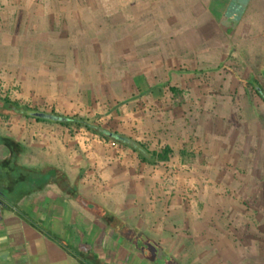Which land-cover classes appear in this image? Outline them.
<instances>
[{"label":"crops","instance_id":"1","mask_svg":"<svg viewBox=\"0 0 264 264\" xmlns=\"http://www.w3.org/2000/svg\"><path fill=\"white\" fill-rule=\"evenodd\" d=\"M136 6L137 2L126 0H0V91H6L2 96L62 115L113 118L117 107L127 108L152 91L167 88L166 82L151 85L144 80L140 53L143 42L153 38L140 32L143 21ZM172 51L166 48V53ZM137 121L143 124L146 119ZM86 135L90 138L85 143L72 146L74 137L53 121L0 116V138L16 144L0 145V264H254L127 256L129 249L142 246L126 225L131 221L138 226L147 217L137 215L142 207L138 203H144L156 185L172 188L184 182L175 169L164 176L159 171L166 165L185 170L187 153L180 147L179 161L172 164L173 137L162 136L164 143L150 148L143 138L124 136L150 151L171 149L168 161L148 164L129 146L119 145L120 155L115 156L104 150L105 139L91 132ZM79 150L87 161H80ZM128 151L137 160L128 162ZM11 160L14 172L31 171L38 164L40 175L53 171V176L16 178L9 163L4 164ZM104 191L110 202L93 205L104 223L97 225L91 197ZM111 206L123 215L110 216L106 208ZM129 237L134 239L127 241ZM169 243L176 247L175 241ZM96 246L118 253L88 257Z\"/></svg>","mask_w":264,"mask_h":264},{"label":"rangeland","instance_id":"2","mask_svg":"<svg viewBox=\"0 0 264 264\" xmlns=\"http://www.w3.org/2000/svg\"><path fill=\"white\" fill-rule=\"evenodd\" d=\"M130 1L137 2L136 11L142 15L140 32L153 38L143 42L140 53L144 80L151 85L166 82L167 88L152 91L127 108L117 107L113 118L94 116L96 124L132 139L143 138L150 148H158L164 143L160 138L168 133L174 139L171 163H178L177 151L184 147L188 165L185 170L161 166L160 175L175 169L184 182L172 188L156 185L144 203L136 202L142 206L137 215L147 217L138 226L129 219L126 225L142 246L126 255L150 258L152 239L164 255L181 262L221 259L264 264V103L251 90L244 91L232 74L248 77L264 55V0H248L230 31L222 27L230 0H126ZM167 47L173 53H166ZM95 61L98 65L101 58ZM168 86L179 92L172 94ZM3 94L6 91H0ZM142 117L146 122L140 124L137 120ZM82 133L75 131L72 146L90 138ZM114 144L103 147L118 156L120 146ZM128 153V162L137 160ZM85 154L77 153L81 162L88 160ZM39 167L31 174L40 175ZM41 176L48 180L53 171ZM93 195L92 219L103 225L100 210L93 205H106L110 194ZM106 210L110 216L123 215L116 206ZM169 241H175L176 247L170 248ZM93 252L87 256L118 253L101 246Z\"/></svg>","mask_w":264,"mask_h":264},{"label":"trees","instance_id":"3","mask_svg":"<svg viewBox=\"0 0 264 264\" xmlns=\"http://www.w3.org/2000/svg\"><path fill=\"white\" fill-rule=\"evenodd\" d=\"M247 1L248 0H230L222 17V27H224L225 29L229 28V31L233 30V26L239 21V18L246 8ZM262 55L259 58L257 64L253 66L254 72L251 73L248 77L241 79L234 72H232V74L240 81L244 91L247 92L248 90H251L264 103V70L262 71L260 69V66H264V55ZM227 69L228 68H226V70ZM170 91L172 92V94H177L179 92L175 88H170ZM8 115H15L25 118L31 117L35 121H53L54 123H57L63 128L67 129L70 136H73L75 134V131H78L80 129L87 130L105 140H111L120 146H129L133 152H136L138 154L142 162L148 164L166 162L169 160L170 155L172 154L171 149L167 146L163 147L159 151H150L147 146L140 142L130 140L124 136L119 135L115 131L103 129L101 126L96 124V117H83L79 115L68 116L59 114L53 110L47 112L45 111V109L32 107L28 104H23L18 100L11 99L6 95H0V116L6 118L8 117ZM0 145H3L5 147L16 146V144H13L12 141L5 138H0ZM180 155L183 157L186 155V153L184 151H180ZM8 163L13 171L11 175L14 174V177L16 178H18V176L24 179H34L38 177L42 178L41 175L39 176L31 174V171L14 172L15 166L13 161H4V164ZM105 218L109 222L107 215L105 216ZM110 226H112L113 228L114 224H110ZM157 251H160V249L154 247L151 257L156 258ZM163 258L167 259L168 256L165 255Z\"/></svg>","mask_w":264,"mask_h":264},{"label":"built area","instance_id":"4","mask_svg":"<svg viewBox=\"0 0 264 264\" xmlns=\"http://www.w3.org/2000/svg\"><path fill=\"white\" fill-rule=\"evenodd\" d=\"M78 131H79V132H83L82 134H84V135L90 133L89 131L84 130V129H80V130H78ZM77 135H78V134H77ZM91 135H92V134H91ZM86 136H87V135H86ZM102 142H103V144H109V145H111V146H115V144H114L113 141H106V140H103ZM115 147H116V146H115Z\"/></svg>","mask_w":264,"mask_h":264},{"label":"flooded vegetation","instance_id":"5","mask_svg":"<svg viewBox=\"0 0 264 264\" xmlns=\"http://www.w3.org/2000/svg\"><path fill=\"white\" fill-rule=\"evenodd\" d=\"M164 256H165L164 253H162L161 251H157L156 258L162 259Z\"/></svg>","mask_w":264,"mask_h":264}]
</instances>
